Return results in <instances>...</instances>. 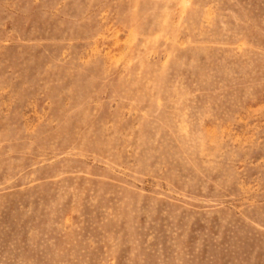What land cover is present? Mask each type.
I'll list each match as a JSON object with an SVG mask.
<instances>
[{
    "label": "rangeland",
    "instance_id": "374dc122",
    "mask_svg": "<svg viewBox=\"0 0 264 264\" xmlns=\"http://www.w3.org/2000/svg\"><path fill=\"white\" fill-rule=\"evenodd\" d=\"M0 264H264V0H0Z\"/></svg>",
    "mask_w": 264,
    "mask_h": 264
}]
</instances>
